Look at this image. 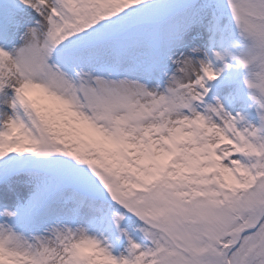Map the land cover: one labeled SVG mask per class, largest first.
<instances>
[{
  "label": "snow or ice",
  "instance_id": "snow-or-ice-1",
  "mask_svg": "<svg viewBox=\"0 0 264 264\" xmlns=\"http://www.w3.org/2000/svg\"><path fill=\"white\" fill-rule=\"evenodd\" d=\"M0 264H264V0H0Z\"/></svg>",
  "mask_w": 264,
  "mask_h": 264
},
{
  "label": "rangeland",
  "instance_id": "rangeland-1",
  "mask_svg": "<svg viewBox=\"0 0 264 264\" xmlns=\"http://www.w3.org/2000/svg\"><path fill=\"white\" fill-rule=\"evenodd\" d=\"M186 44L187 46L182 49L185 53H190L191 48L193 47H203L206 44V38L203 40H192V34H189L186 38ZM23 43V41H21L19 39V37H17L14 41H12L9 45H8V51H11V49L13 47H19L21 46ZM175 68V66H173V69ZM253 102L251 100L248 101V104H252ZM245 115H247V112H245ZM128 231L130 232V234L133 235V239L139 241V234L136 233L133 229V226L129 225L127 226ZM128 247V241L127 239H124L122 241L119 242V244L117 245L118 251H125L126 248Z\"/></svg>",
  "mask_w": 264,
  "mask_h": 264
}]
</instances>
